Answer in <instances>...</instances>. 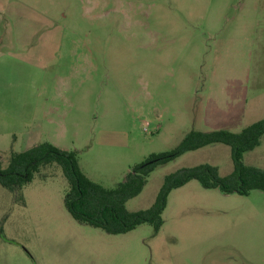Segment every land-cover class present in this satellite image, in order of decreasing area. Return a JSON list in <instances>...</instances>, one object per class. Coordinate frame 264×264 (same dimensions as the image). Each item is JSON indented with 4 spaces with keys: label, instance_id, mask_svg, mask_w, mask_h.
Here are the masks:
<instances>
[{
    "label": "rangeland",
    "instance_id": "374dc122",
    "mask_svg": "<svg viewBox=\"0 0 264 264\" xmlns=\"http://www.w3.org/2000/svg\"><path fill=\"white\" fill-rule=\"evenodd\" d=\"M261 119L264 0H0L4 168L31 137L75 151L88 178L113 188L192 130ZM205 163L230 174V147L158 166L127 209L149 208L167 174ZM244 163L264 169V135ZM68 188L57 165L23 187L25 205L0 186V264H264V192L192 180L170 193L157 233L111 235L70 216Z\"/></svg>",
    "mask_w": 264,
    "mask_h": 264
},
{
    "label": "trees",
    "instance_id": "16d2710c",
    "mask_svg": "<svg viewBox=\"0 0 264 264\" xmlns=\"http://www.w3.org/2000/svg\"><path fill=\"white\" fill-rule=\"evenodd\" d=\"M263 135L264 119L249 124L240 132L192 130L171 151L151 154L144 162L133 166L124 181L113 188H106L88 178L80 168L75 151L42 142L24 151L11 150L5 168L0 161V186L11 192L17 203L25 205L23 187L32 182L42 168L57 165L69 186L64 206L78 224L101 229L111 235L125 234L140 225L150 224L157 233L163 224L162 216L170 193L192 180L198 181L203 188L217 189L223 194L247 196L254 190L264 192V169L244 163V154L258 147ZM213 144L230 147L233 162L230 174L222 176L216 166L207 163L180 168L164 177L149 208L139 211L127 209V202L143 191L148 176L158 166Z\"/></svg>",
    "mask_w": 264,
    "mask_h": 264
},
{
    "label": "crops",
    "instance_id": "0c3cea01",
    "mask_svg": "<svg viewBox=\"0 0 264 264\" xmlns=\"http://www.w3.org/2000/svg\"><path fill=\"white\" fill-rule=\"evenodd\" d=\"M44 55V54H43ZM31 137H26L25 138V145H27V146H25V148L22 150V151H24V150H27V149H29L30 147H32V141H30L31 139H30ZM14 145V144H13ZM31 145V146H30ZM36 145V144H35ZM34 146V145H33ZM13 147V146H12ZM11 147V148H12ZM14 150V149H13ZM15 151V150H14Z\"/></svg>",
    "mask_w": 264,
    "mask_h": 264
}]
</instances>
